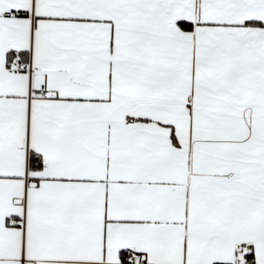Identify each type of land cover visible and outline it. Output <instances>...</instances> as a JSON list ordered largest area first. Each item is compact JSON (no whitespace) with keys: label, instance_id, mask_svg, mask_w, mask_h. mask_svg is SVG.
Segmentation results:
<instances>
[{"label":"snow or ice","instance_id":"snow-or-ice-1","mask_svg":"<svg viewBox=\"0 0 264 264\" xmlns=\"http://www.w3.org/2000/svg\"><path fill=\"white\" fill-rule=\"evenodd\" d=\"M0 264H264V0H0Z\"/></svg>","mask_w":264,"mask_h":264}]
</instances>
